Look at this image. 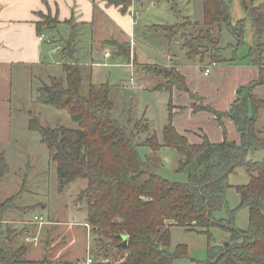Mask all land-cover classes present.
<instances>
[{"label": "trees", "instance_id": "1", "mask_svg": "<svg viewBox=\"0 0 264 264\" xmlns=\"http://www.w3.org/2000/svg\"><path fill=\"white\" fill-rule=\"evenodd\" d=\"M99 1L118 8L122 14L132 5V0ZM240 1L258 46L248 54L258 67V79L238 90L228 113H218L210 106H192L194 113L213 115L224 132L223 119L230 121L238 133L237 142L224 140L215 144L203 136L200 143H190L173 127L170 103L161 144L145 119L131 127L121 125L112 116L113 103L107 84H89L86 94L81 92L84 80H90V75H84V67L74 58L79 31L71 24V35L64 41V52L61 51L62 57L69 59L62 65L63 76L51 77L49 85L39 86L35 103L67 113L77 129L45 128L35 117H30L27 125L29 131L39 135L49 161L55 164L59 193L75 181H85L86 186L76 202L85 204L86 222L97 240V250L92 252L96 260L102 257L107 264H172L174 259L187 256L184 246L177 247L173 254L168 251L170 229L176 227L206 236V264H264V127H261L264 97H257L255 91L261 87L264 90L261 57L264 54V4L253 6L247 0ZM202 13L203 27L200 28L189 22L155 28L165 33L168 42L181 41L180 49L187 59H203L208 55L210 63L224 64L229 60L223 56L222 28L227 27L237 45H242L246 19L232 25L224 0H202ZM40 17L41 21L36 23L39 34L45 26L59 24L50 15ZM190 28L197 29L195 35L188 31ZM115 47L116 56L130 59L128 45L115 43ZM150 68L149 74L164 79L154 91L165 90L171 94L176 89L189 93L185 77L173 67ZM141 146L152 153L161 148L175 150L180 157L176 172L186 176V183H172L153 173L149 159L143 161L139 155ZM257 154H262L259 161L253 160ZM150 161L158 162L156 157ZM240 169L246 173L247 183L233 186L229 177ZM8 173V164L0 153V186ZM229 189H234L240 198L234 209L227 207L225 195ZM22 196L20 191L0 202V264H67L53 260V248L48 245L42 259H27L25 247L16 246V239L27 227L19 233L15 229L10 231L7 226L2 231L8 212L23 211L18 208ZM243 209L248 212L246 230L238 229L235 223L238 212ZM223 210L226 218L216 219L215 215ZM212 229L225 234L226 241L216 244ZM123 238L126 239L124 246Z\"/></svg>", "mask_w": 264, "mask_h": 264}, {"label": "rangeland", "instance_id": "2", "mask_svg": "<svg viewBox=\"0 0 264 264\" xmlns=\"http://www.w3.org/2000/svg\"><path fill=\"white\" fill-rule=\"evenodd\" d=\"M224 1L228 5L232 25H235L239 20L246 19L240 0ZM246 2L253 6L264 4V0H247ZM132 5V14L138 19L133 24L130 60L104 61L103 64L108 65L106 67H92L91 69L84 67V75H90V80H84L81 92L85 95L89 84L95 86L107 84L109 99L113 103V118L126 127H131L138 120H147L151 132L156 135L157 141L161 144L162 129L167 123V104L170 93L165 90L151 91L153 87L164 83V79L149 74L150 67H173L176 69L177 66L180 68L187 66L192 69L193 74L197 72L203 75L204 68L210 67L211 63L208 55H205L203 59L200 57L194 60L187 59L185 53L180 49L181 41L168 42L165 39V33L156 28L180 25L185 22L196 25L198 28L203 27L202 0H133ZM130 18V21L133 22L132 15ZM125 19L128 20V18ZM76 29L78 30L77 25ZM67 31V28H62L60 32L65 40H68L69 36ZM188 31L195 35L197 29L190 28ZM88 37L81 39L82 48L86 47V43H89ZM110 43L111 45L114 44V42ZM221 46L224 48L223 56L226 60L234 59L233 62L245 66L252 64V58L248 54L249 51H254L258 46L254 41L249 20H245L244 44L237 45L227 27L223 26ZM110 48L113 53L116 51L113 45ZM64 49L65 44L62 45L61 51L64 52ZM252 56L255 57L254 54ZM168 57H171L172 61ZM261 57L264 64V54ZM63 60L69 62L68 58H63ZM82 60L84 63L86 62V58ZM200 60L204 62H200ZM229 61L225 64L232 62ZM128 63L133 65V71L127 67ZM47 74L48 77L44 74L41 75L42 79L39 83L34 82L31 92L23 79L20 77L13 79L11 102L6 106H0V128L10 127L12 132L10 142L3 144L5 154H8L9 174L6 175L1 185L0 201L21 191L23 197L18 206H35L30 209L26 218L32 221L34 216H42L44 222L54 220L59 223L54 237L56 240L58 239L56 243L59 245H54L57 248L52 252L53 260L67 264H86L87 260L91 259L92 264H107L102 257L96 260L92 255V252L97 250L95 244L97 240L94 234L90 232V227L85 224V204L76 202L78 194L86 186L85 181H75L62 193H59L56 167L54 163L49 161L46 147L37 142L38 134L28 135L25 133L30 117L37 118L42 127L45 128L60 126L73 130L77 129L67 113L35 103L36 89L44 84L49 85L52 76L56 79L59 78L61 67L52 66L48 69ZM142 82L147 84L145 89L139 88V84ZM255 91L258 92L257 97H264L263 93L260 94L264 91L263 89L257 88ZM192 100L194 105L204 106L197 97H192ZM170 109L172 110L171 104ZM261 127L263 128L264 124ZM138 152L143 161L149 159V169L156 175L172 183H186V176L176 172L180 157L175 150L161 148L158 152L152 153L149 148L141 146ZM153 157H156L157 163L150 161ZM261 158L262 154H257L253 160L259 161ZM29 167L34 169L35 174L37 173L36 179L31 173L29 174L28 179H32L30 183L24 176ZM20 181L24 182L23 187ZM229 183L234 186L245 185L247 175L244 170H237L236 174L231 175ZM28 189H31L30 191L33 193L26 195ZM225 198L229 209L236 208L240 202L239 195L234 189H229ZM80 206L83 209H77ZM215 218L225 219V210L217 213ZM33 222L35 221L33 220ZM235 223L240 230L248 228L246 209L238 212ZM33 224L37 226L36 222ZM7 227L13 231V225H7ZM211 234L216 244H222L227 239V236L218 229H212ZM60 239H63V242ZM52 242L49 235L45 245L53 248ZM179 246L186 248L187 256L174 259L172 264H206L207 238L205 235L186 232L183 229L173 227L170 229L169 253L173 254Z\"/></svg>", "mask_w": 264, "mask_h": 264}, {"label": "crops", "instance_id": "3", "mask_svg": "<svg viewBox=\"0 0 264 264\" xmlns=\"http://www.w3.org/2000/svg\"><path fill=\"white\" fill-rule=\"evenodd\" d=\"M132 13L133 5L126 14H122L118 8L107 6L105 2L99 0L94 2L93 0H0V106H6L11 102L12 85L15 78L23 79L31 92L34 82L39 83L42 74L48 77V69L52 66L61 67V76H63L62 65L65 61L61 55V50L66 40L60 32L62 28H67L69 39L71 24L74 27L78 26L79 37L76 41L77 52L74 58L80 62L81 66L91 69L92 67L108 66L103 64L104 61L118 59L123 61L122 57L116 56L115 43L118 45L126 44L130 47L133 24H135L134 19L136 22L138 19ZM42 15H50L56 18L59 24L57 26H45L39 34L36 30V23L41 21L40 16ZM131 15L133 22L130 21ZM125 18H128L129 21ZM85 37L89 38V43H86V47L82 48L81 39ZM110 42H114L112 44L116 49L114 53L111 51ZM106 54L109 55L108 58L105 57ZM83 58H86L85 63ZM168 58L172 61L171 57ZM200 62L204 61L200 60ZM127 67L133 71V65L128 63ZM176 70L185 77L189 91V93H181L173 89L169 94L168 104L172 105V124L176 132L185 136L192 144L200 143V138L203 136L215 144L224 140L237 142L239 136L233 124L227 119H223L224 132L213 115L206 112L194 113L192 110L194 103L191 96L194 95L203 102L204 106H210L218 113H228L236 101L238 90L257 81L258 67L253 63L245 66L232 61L230 64H216L209 75L204 73L200 75L197 72L193 74L192 69L187 66L183 68L177 66ZM188 70L190 71L186 72ZM145 86L147 84L143 82L139 84V88L145 89ZM155 87L151 91H154ZM262 93L264 94V91L260 94L262 95ZM10 129L6 126L0 128V153L4 155L7 164L8 154H5L3 144L9 143L11 140L12 132ZM25 133L28 135L35 134L29 131L27 125ZM37 142L40 144V138L37 139ZM27 170L24 176L30 183L32 179H28L29 174L31 173L36 179L37 173H34L32 167ZM22 182L20 181L21 185ZM30 190L26 191V195L33 193ZM33 207L35 206H18L19 210H23L24 213L18 210L8 212L6 221L2 225V231L7 225H13V229L17 230V233L27 227V231L16 239V246L23 245L25 247L27 259L40 260L45 254V242L49 235L53 241V250L57 248L54 245L57 244L58 239L56 240L54 237L59 223L54 220L42 223L35 221L37 225L35 226L33 220L37 216H34L32 221L26 218ZM77 209L81 210L83 207L80 206ZM40 217L42 218V216H38V218ZM85 224L88 226L87 222ZM58 237L60 236L58 235ZM60 241L63 242V239Z\"/></svg>", "mask_w": 264, "mask_h": 264}, {"label": "built area", "instance_id": "4", "mask_svg": "<svg viewBox=\"0 0 264 264\" xmlns=\"http://www.w3.org/2000/svg\"><path fill=\"white\" fill-rule=\"evenodd\" d=\"M134 23H136V19H134ZM105 57L108 58L109 55L106 54ZM215 66H216V64L211 63V66L208 67V68H205V69L203 70V73H204L205 75H209L211 69L214 68ZM34 221H36V222H40V223L44 222L43 218H41V217H40V218H38V217H34ZM91 263H92V261H91L90 259H88L87 262H86V264H91Z\"/></svg>", "mask_w": 264, "mask_h": 264}, {"label": "water", "instance_id": "5", "mask_svg": "<svg viewBox=\"0 0 264 264\" xmlns=\"http://www.w3.org/2000/svg\"><path fill=\"white\" fill-rule=\"evenodd\" d=\"M125 243H126V239L125 238H123V246L125 245Z\"/></svg>", "mask_w": 264, "mask_h": 264}]
</instances>
